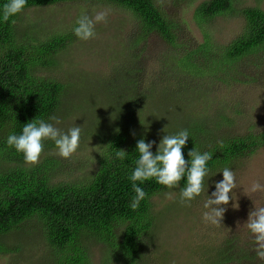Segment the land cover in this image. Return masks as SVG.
<instances>
[{
    "label": "trees",
    "instance_id": "trees-1",
    "mask_svg": "<svg viewBox=\"0 0 264 264\" xmlns=\"http://www.w3.org/2000/svg\"><path fill=\"white\" fill-rule=\"evenodd\" d=\"M79 1L106 2L127 11L138 22L140 31L136 45L151 34H157L180 54L179 48L184 47L181 38L190 35L186 33L187 24H182L179 12L169 10L182 9L196 0H27L24 12L14 17L15 24L0 21V254H13L21 249L22 242L16 243L19 237L14 242L10 236L19 232L34 236L37 231L48 247L43 254L46 264H93L89 250L91 243L92 247L95 244L102 246L103 264H109L113 259V264H141L143 238L152 235L155 228L153 198L168 190L154 178L143 183L137 181L146 197L137 210L130 207L135 192L129 178L139 158L137 142L140 139L147 143L155 141L151 151L156 154L164 137L158 126L149 128L162 131V137L150 133L141 123L143 120L147 123L143 115L138 116L141 107L148 105L154 97L141 94V81L135 84V97H126L128 112L133 116L123 115L119 99L124 96L117 95L115 103L119 112L113 114L116 122L100 124L103 129L95 138L99 140L95 157L97 168L85 179L54 181L59 167L70 165V162H63L52 140L44 141V151L35 165L25 163L23 154L7 145L8 136L22 134L28 122L36 119L51 123L50 117L57 116L63 104L65 86L41 76L40 72L55 66L58 56L77 39L73 31L76 24L71 30L54 35L33 34L42 29L27 25L30 23L26 10ZM255 1L257 4L249 7H239L240 0L201 2L195 10V20L204 33L203 41H195L197 48L188 47L191 50L175 58L176 65L163 74L169 78L186 77L185 86H191L193 77L228 83L235 73L236 63L264 49V9L261 7L264 0ZM6 2L0 0V8ZM219 16H237L244 20L241 34L226 45L215 44L208 31L212 19ZM119 69L118 75L123 68ZM165 78L160 76L152 80L145 91L150 90L152 94L158 87L160 92L167 89L170 83L169 78ZM110 88L120 91L112 85ZM177 95L176 92L155 98V106L163 108L170 96ZM223 107L226 108L220 106ZM221 110L208 118L193 114L188 124L182 120L172 134H169L168 125L165 129V135L188 131L189 139L182 151L189 166V150L196 148L212 155L207 162L210 170L204 181L207 185L215 172L235 169L238 161L264 145V131L232 135L226 129L231 124V117L225 109ZM117 149L128 153L125 159L116 158ZM186 181L185 176L181 188ZM6 240H11L13 247ZM230 242L228 238L218 244L213 255L206 252L204 264H264L257 259L255 251L245 246L234 249Z\"/></svg>",
    "mask_w": 264,
    "mask_h": 264
},
{
    "label": "rangeland",
    "instance_id": "rangeland-1",
    "mask_svg": "<svg viewBox=\"0 0 264 264\" xmlns=\"http://www.w3.org/2000/svg\"><path fill=\"white\" fill-rule=\"evenodd\" d=\"M203 1L196 0L182 9L169 10L178 11L182 24H187L186 33L190 36L181 38L184 47L179 48L184 54L186 50L197 48L195 41H203L204 33L195 20V10ZM256 4L255 0H240L239 7ZM261 7L264 9V1ZM101 11H108L109 14L106 23L96 24V37L88 41L77 37L58 56L55 66L40 72L41 76L57 80L65 86L63 104L56 116L60 123L56 124L53 120L51 123L64 132L73 126L82 129L77 151L68 159L61 158L63 162H70V165L59 167L55 182L82 180L96 171L95 157L99 140L95 138L103 129L100 124L116 122L113 114L119 112L115 103L117 95L124 96L119 99L123 115L133 116L128 112L126 97H135V84L139 81L142 82L141 94L154 97L148 105L141 107L138 116L143 115L147 123L144 120L141 123L159 138L162 137V131L165 136L163 129L167 125L170 127L169 134H172L182 120L188 124L193 114L208 118L216 116L221 109H225L231 117V124L226 129L232 135L243 136L249 132L264 131V49L236 63L235 73L228 83L193 77L190 79L191 86H185L186 77L176 74L175 78H169L163 74L176 65L174 60L182 53L174 51L157 34H151L136 45L140 31L138 22L121 8L106 2L79 1L28 9L25 13L30 23L27 25L42 29L40 32L33 31V34L54 35L71 30L82 14L94 17ZM243 26L244 20L240 17L219 16L212 19L208 31L215 44L226 45L241 34ZM120 67L123 69L118 75ZM160 76L166 77L165 80L169 78V87L161 92L159 87L157 91L153 89L152 94L150 90L145 91L146 86H150L148 83ZM111 85L120 91H114ZM176 92L178 95L170 96L163 108L155 106V98ZM221 105L226 108H220ZM149 126H158L162 131L150 130ZM232 171L236 175L237 188L230 193L233 199L226 206L227 211L219 225L206 223L203 213L207 211L204 208L205 201L216 191V182L223 180L221 170L211 175V181L208 185L204 184V192L191 202V207L181 205L180 188L168 189L153 198L155 228L152 235L143 238L141 264H204L206 252L213 255L214 248L228 238L231 246L234 244V249L245 246L254 252V237L245 223L250 211L255 209V204L264 207V192L251 193L248 190L256 181L264 184V145L251 156L238 161ZM234 204L239 207L234 208ZM33 235L19 232L10 236L14 242L19 237L16 243L22 242L21 249L13 254H0V264H46L43 257L48 250L46 241L37 231ZM12 241L6 240L13 247ZM101 248L100 244L93 247L90 244L93 264L104 263ZM113 262L114 259L109 264Z\"/></svg>",
    "mask_w": 264,
    "mask_h": 264
},
{
    "label": "clouds",
    "instance_id": "clouds-1",
    "mask_svg": "<svg viewBox=\"0 0 264 264\" xmlns=\"http://www.w3.org/2000/svg\"><path fill=\"white\" fill-rule=\"evenodd\" d=\"M26 6L27 0H7L0 8V21L4 23L11 21L12 24H15L14 17L22 14ZM108 14V11L98 12L94 17L82 14L76 20V26L73 29L74 34L82 41L95 38L96 24L106 23ZM50 119L55 121L56 124L60 123L55 116L50 117ZM81 130L80 126H73L67 132H64L52 123L34 119L24 125L22 134L9 135L7 145L22 153L25 163L35 165L39 163L44 151V141L52 140L58 150L57 154L68 159L79 147ZM188 139L189 133L187 130H181L175 135L167 134L161 139L156 154L151 151L156 144L155 141L147 143L145 139H140L137 142L139 158L129 178L135 192L130 204L133 211L139 208L141 201L146 197V192L137 186V181L143 183L154 178L157 183L168 189L180 188V203L188 207H191V202L204 192L205 177L209 175L210 171L207 162L212 159V155L208 152L201 153L196 148L189 150L188 155L191 157L189 166V161H186L182 151ZM127 154L124 149H117L116 158L123 160ZM222 173L223 180L216 182V191L212 192L211 197L208 196L204 203V208L207 211L203 213V219L206 223L213 225H219L222 222L227 211L226 206L229 204L230 199H233L232 195L230 197V193L237 188L235 173L229 168H224ZM185 176L187 181L181 188L180 184ZM248 191L251 193L264 192V184L256 181ZM168 195L171 198V194ZM233 207L238 208L239 206L234 204ZM245 226L254 237V251L257 257L264 261V207H257L255 204V209L250 211Z\"/></svg>",
    "mask_w": 264,
    "mask_h": 264
}]
</instances>
